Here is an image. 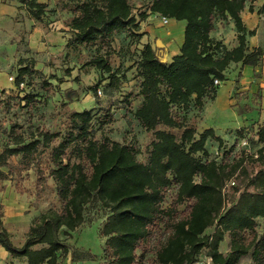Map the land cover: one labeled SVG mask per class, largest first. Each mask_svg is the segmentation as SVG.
<instances>
[{"label": "trees", "instance_id": "obj_1", "mask_svg": "<svg viewBox=\"0 0 264 264\" xmlns=\"http://www.w3.org/2000/svg\"><path fill=\"white\" fill-rule=\"evenodd\" d=\"M29 14L41 21L47 4L40 0H21ZM256 0H153L150 12L176 20H185L184 42L180 53L170 63L159 57L156 48L146 43L138 63L142 102L134 115L140 126L152 134L146 161L129 143L94 135L95 114L88 109L69 112L65 134L40 130L30 141L12 127L13 144L6 143L0 152V182L8 179L2 167H15L10 158L21 155L20 166L30 169L41 146L51 148L54 179L60 208L41 214L18 247L4 225V205L0 203V245L14 258H25L26 264H63L96 260L91 251L73 247L67 239L85 223V213L92 203L109 209L101 227L107 237L104 253L107 264H145L147 244L154 237L159 222H165L168 233L155 249V264H195L205 248L214 264H241L251 254L254 264H264V232L258 231V218H264V124L257 131L256 173L243 165L245 158L219 163L206 147L210 138L220 145L224 140L213 128L198 134L197 126L180 117L175 107L203 109L207 99H215L226 70L232 63L262 66L264 50L249 49L248 29L242 13L249 7L255 12ZM248 3L250 5L248 6ZM76 15L69 26L74 32L71 42L77 46H96L99 53L87 64L108 72L119 87L121 80L113 70L111 55L117 33L140 30L147 18L138 19L130 0H76ZM264 13V4L258 10ZM232 19L237 29V45L229 48L223 40L212 37L216 17ZM23 62V61H22ZM24 64V63H22ZM36 71L22 66L16 85L25 83ZM98 91V90H97ZM28 102L34 95L26 96ZM113 118H99L100 128ZM55 141H58L54 144ZM203 153V156L199 155ZM245 175L244 187L235 186L238 194L231 201L224 188L237 172ZM199 178V180H197ZM175 188L171 207L166 208L167 191ZM5 186H1V190ZM189 202L186 216L177 215L178 207ZM214 227V232L206 233ZM230 237V249L221 251V243ZM141 250V254H139ZM10 264H12L10 262Z\"/></svg>", "mask_w": 264, "mask_h": 264}, {"label": "rangeland", "instance_id": "obj_2", "mask_svg": "<svg viewBox=\"0 0 264 264\" xmlns=\"http://www.w3.org/2000/svg\"><path fill=\"white\" fill-rule=\"evenodd\" d=\"M130 1L135 15L140 19L142 13L150 12L153 0ZM263 1L253 3L255 13L245 9L243 14L247 27L256 29L254 35H248L249 49L261 47L264 50V13H258ZM40 2L48 6L41 21L29 14L28 7L21 0H0V152L6 143L14 145L11 136L14 125L20 126L16 131L23 134L26 141H30L40 130L65 134L69 128V112L88 109L95 114L93 130L97 139L108 135L113 140L132 144L139 151L138 157L146 161L152 134L140 126L134 113L142 102V77L138 63L147 43V38L143 39L147 32L139 36L129 31L116 34L111 55L113 70L117 71L121 80L119 87H116L108 72L87 64L91 57L99 53V48L77 46L71 42L74 32L69 23L76 15V0ZM174 21L182 20L171 18L170 24L164 26L155 23L152 27L154 34L168 36ZM228 21L217 16L215 28L219 34L227 36L229 45H226L230 48L237 45L238 33L235 24L231 27ZM141 30L140 26L137 33L140 34ZM155 48L160 58L167 63L171 61L166 46L157 43ZM24 65H30L36 72L18 86L15 81L19 69ZM257 67L232 63L226 70L227 79L220 83L215 99L207 100L203 109L193 105L186 110L175 107L180 117L185 116L189 124L197 126L198 134L205 127L212 126L218 133L228 135L230 138L224 140L222 145L219 143L218 150L209 146L213 151L212 157L217 158L219 163H232L244 157L243 165L250 174L259 169V163L252 157H257L258 149L262 146L258 142L257 131L264 124V63ZM10 77H14V81ZM99 88H103L102 96L98 95ZM28 94L34 95L33 101L28 102ZM100 117L113 118V121L100 128ZM245 139L247 144H243ZM199 155L203 156V153ZM20 160L21 155L10 158V163L15 167H2L9 178L0 182L4 225L18 247L23 246L31 225L42 213L62 207L56 183L50 176V169L54 166L51 148L41 146L30 169L22 168ZM233 180L234 184L228 182L225 187L230 201L238 195L234 187H244L247 183L240 171ZM3 185L5 189L1 190ZM175 193V188L167 191L166 208L171 207ZM189 205V202L181 204L177 215L186 216ZM109 214L110 210L100 204H90L84 225L67 239L73 247L96 254V260L72 261L69 255L63 264H107L108 258L104 253L107 237L100 231ZM258 231L261 234L264 232V218H258ZM213 232L214 227L206 231L208 234ZM167 233L165 222H159L154 229L153 239L146 246L145 264H155V249ZM229 249L230 237L227 235L221 243V250L227 253ZM138 252L141 254V250ZM208 253L209 249L205 248L198 259H205ZM17 261L22 264L25 258ZM241 264H254L251 254L244 256Z\"/></svg>", "mask_w": 264, "mask_h": 264}, {"label": "crops", "instance_id": "obj_3", "mask_svg": "<svg viewBox=\"0 0 264 264\" xmlns=\"http://www.w3.org/2000/svg\"><path fill=\"white\" fill-rule=\"evenodd\" d=\"M246 9H249V7H247ZM249 12L252 13V14L255 13V12H251L250 10H249ZM244 13H245V10L243 11L242 16H243ZM155 18L157 20H153ZM173 20H176V19H173ZM228 20H229L228 21V25H230L231 27H233L234 26V21L232 19H228ZM182 21H174L172 23V25H171L172 27L169 28V30H168V33L170 35H172V37H170L169 34L166 37L165 36H159L158 34H154V31L152 30V27H153V25H155V23H158V25L161 24V26H164V24L162 23L159 14L148 12L147 18H145L140 23V26L142 27V30H141L140 33L147 32V34H144L143 39L144 38H147L146 39L147 40V43L150 42L154 47L156 46L157 43L159 45L162 43L164 46H166L167 47V51H168V55L170 54V59L172 61L173 57L176 54L180 53L181 46H182V44L184 42L183 31L185 33L186 21L185 20H182ZM149 24H151V25H149ZM248 29L252 30L251 28H248ZM211 35H212V37H214L216 39L224 40V43L229 45L227 36L225 34H222V33L219 34L216 31V28L212 31ZM234 46H236V44H234L233 46H230V48H232ZM256 68L258 69L259 67H256ZM207 100H210V99H207ZM206 104H207V102H205V106H206ZM207 128H213L214 131H215V133H216V135L219 136V137H221L223 140H226V139H229L230 138L226 134L218 133V131L216 130L215 127H212V126L211 127H205V129H207ZM213 144H216V147H213ZM209 146H212V148L214 150H218L219 142L216 139H213V138H210L207 141L206 147L209 150L211 156H213L212 155V152L213 151L210 150V147ZM18 259L19 258L12 257L11 254L3 246L0 245V264H10V262L12 264H18L17 263L18 262L17 261ZM20 263H22V261H20ZM22 264H26V260Z\"/></svg>", "mask_w": 264, "mask_h": 264}, {"label": "built area", "instance_id": "obj_4", "mask_svg": "<svg viewBox=\"0 0 264 264\" xmlns=\"http://www.w3.org/2000/svg\"><path fill=\"white\" fill-rule=\"evenodd\" d=\"M159 16H160V19L164 25H168L170 23L171 18H169L167 16L160 15V14H159ZM10 79H11V81H14V77H10ZM220 83H221V81H219L218 79H215V84H220ZM97 92H98L99 96H102L103 95V88H99ZM243 144H247L246 139L243 141ZM231 183L232 184L235 183L233 179L230 181V184ZM224 192L226 193L225 188H224ZM195 264H214V260H213V257L207 255L205 259H201V260L197 261Z\"/></svg>", "mask_w": 264, "mask_h": 264}]
</instances>
